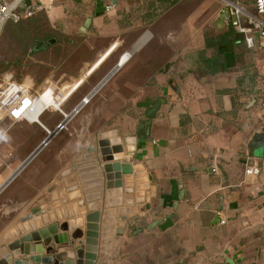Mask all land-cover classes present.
<instances>
[{
	"label": "crops",
	"instance_id": "obj_1",
	"mask_svg": "<svg viewBox=\"0 0 264 264\" xmlns=\"http://www.w3.org/2000/svg\"><path fill=\"white\" fill-rule=\"evenodd\" d=\"M233 1L255 15V0ZM41 2L45 9L32 19L81 36V78L66 95L81 89L74 107L102 91L115 106L136 109L133 127L118 140H98L107 141L115 161L132 166L121 192L105 193L98 142V148L84 145L77 178L84 263L140 264L123 256L141 241L154 264H264V149L252 144L264 129V37L256 34V48H247L221 13L222 0H117L110 13L101 0ZM43 96L50 99L48 92ZM159 100L148 121L145 111ZM53 116L43 111L39 123L0 119L6 132L0 187L42 144L45 128L55 129ZM27 165L0 191V218L13 210L24 225L18 243L31 244L63 232L48 215L20 222L42 207L45 190L60 185L43 148ZM251 166L259 173H248ZM22 189L35 191L23 199ZM7 204L13 205L9 211ZM123 217L126 231L119 236ZM72 248L53 247L56 253ZM68 258L65 263L73 261ZM12 260L24 264L27 258Z\"/></svg>",
	"mask_w": 264,
	"mask_h": 264
},
{
	"label": "rangeland",
	"instance_id": "obj_2",
	"mask_svg": "<svg viewBox=\"0 0 264 264\" xmlns=\"http://www.w3.org/2000/svg\"><path fill=\"white\" fill-rule=\"evenodd\" d=\"M6 26L0 36V85L2 76L11 73L17 81L28 84L39 93L51 87L48 93L56 107L50 106L45 112L55 115L53 124L56 127L64 120L62 112L69 116L81 98V89H75L66 96L69 87L81 78V36L78 33L72 35L55 32L44 19L22 21L15 25L16 31L9 32ZM64 37L66 38L63 42ZM52 40L54 42L48 47L35 49L36 42L48 43ZM76 85L78 87V84L74 87ZM104 95V92H98L90 102H87L88 104L76 108L77 112L67 120L65 128L43 147L46 161L48 164L53 163L55 169L54 184L60 185L52 192L44 191L45 200L40 206L48 210L44 215H48L49 220L59 224L67 223L73 230L81 229V185L77 178L81 175L84 145H96L98 148L99 139L118 140L125 129L133 127L132 121L136 115L135 108L129 105L115 106ZM82 132L86 133L83 139ZM25 147L21 151L28 153L29 150L27 151ZM2 159L0 156V164L3 162ZM34 164L33 160L27 165L25 171L16 178L17 183ZM56 169L60 172L57 173ZM28 183L29 181L26 185ZM31 191L35 189H22L20 191L22 198L29 199ZM105 193L111 192L105 190ZM29 205H22L23 210ZM12 206L7 204L5 210H11ZM15 215L17 214L11 210L5 219L0 218V261L10 253L11 247L18 243L19 232L24 227L18 223ZM125 222L119 221V224L125 225ZM150 240L149 238L148 242ZM156 241L154 238V245L157 244ZM152 244L151 241L149 246ZM124 251L125 259L127 255H133L130 259L135 260V256L140 264H154V260L149 258L151 250L143 249L141 241H136ZM12 259L7 260V263L13 264Z\"/></svg>",
	"mask_w": 264,
	"mask_h": 264
},
{
	"label": "built area",
	"instance_id": "obj_3",
	"mask_svg": "<svg viewBox=\"0 0 264 264\" xmlns=\"http://www.w3.org/2000/svg\"><path fill=\"white\" fill-rule=\"evenodd\" d=\"M53 2L54 0H50ZM105 13L114 11L117 7V0H101ZM221 13L226 17L231 27L243 36L244 42L249 49L256 48L255 35L264 37V21L258 16L264 15V0H255V15L233 0H222ZM45 9L41 0H0V36L8 22L20 23L32 19L37 13ZM0 87V119H9L16 123L20 121L36 122L29 118V114L42 95L48 92L46 88L39 93L33 90L28 84L17 81L11 73H6L1 78ZM86 98L82 102H85ZM75 110V111H74ZM73 113H76V108ZM264 110V104H263ZM44 111V110H43ZM42 111V112H43ZM65 122L59 123L54 130L45 127L47 136L56 135L65 128L67 115L62 112ZM69 115V114H68ZM6 141V132L0 130V147ZM248 173L258 174L259 169L251 166Z\"/></svg>",
	"mask_w": 264,
	"mask_h": 264
},
{
	"label": "water",
	"instance_id": "obj_4",
	"mask_svg": "<svg viewBox=\"0 0 264 264\" xmlns=\"http://www.w3.org/2000/svg\"><path fill=\"white\" fill-rule=\"evenodd\" d=\"M54 40L49 41L48 43L44 42H36L35 49L45 48L51 45ZM163 100H159L158 102L153 103L146 111L145 118L149 121L151 120L160 105L163 103ZM80 106V105H79ZM78 107V106H77ZM76 107V108H77ZM75 111V110H74ZM69 114V117L73 114V112ZM144 123V124H148ZM65 121H62V123ZM143 124V125H144ZM145 126V125H144ZM144 132L147 133V127L144 128ZM52 135H48L42 144L22 163V165L18 168L16 172H14L11 177L0 187V191L14 178V176L21 170L27 163L52 139ZM106 140L98 141V145L100 147L101 161L104 163L102 165L103 173L106 182V189L110 192L119 193L123 189L124 180L123 177L127 175H131L133 173L132 166L129 163H123L119 161H115V157L111 151V149L107 146ZM255 147L264 149V129L262 133L256 134L253 138V143ZM93 151V147L90 149ZM55 187H52L49 192H52ZM47 209H42L41 207H33L30 209L29 213L21 219L20 222H27L35 217H39L47 213ZM120 221H126V218H120ZM159 221H155L151 223L147 229L155 227ZM56 228V226H55ZM58 229L62 231V234H53L52 236L45 237L40 243H15L11 247L10 253H7L4 256V259L0 261V264H8L7 260L12 259L16 256H23L27 258L24 260V264H85V242L82 240L83 233L80 229H74L70 234H67L69 231V226L67 223L60 224ZM126 231V224H119L117 228V234L122 236ZM44 232V231H42ZM44 232L43 234H45ZM33 237H37V235H33ZM64 247V246H72L71 252H62L56 253L53 247ZM35 256H39L38 259ZM49 256V257H48ZM73 259L72 262L65 263V259ZM21 260H13V264H21Z\"/></svg>",
	"mask_w": 264,
	"mask_h": 264
},
{
	"label": "bare ground",
	"instance_id": "obj_5",
	"mask_svg": "<svg viewBox=\"0 0 264 264\" xmlns=\"http://www.w3.org/2000/svg\"><path fill=\"white\" fill-rule=\"evenodd\" d=\"M50 96V94H49ZM83 103H86L83 102ZM50 106H54L56 107V105L50 100L48 99V96H41V98L35 102L34 106H33V109L31 110L30 114H29V118L32 120V121H37L38 118H39V115L42 113V111H46ZM81 107V104L80 106H78L77 108ZM34 115H36V118H33ZM69 116H67V120H69Z\"/></svg>",
	"mask_w": 264,
	"mask_h": 264
},
{
	"label": "trees",
	"instance_id": "obj_6",
	"mask_svg": "<svg viewBox=\"0 0 264 264\" xmlns=\"http://www.w3.org/2000/svg\"><path fill=\"white\" fill-rule=\"evenodd\" d=\"M21 23V22H20ZM16 24H19V23H16ZM15 23H12V22H9V23H7L6 25V30L7 31H16V29H17V27L15 26L16 25ZM21 28V27H20ZM65 38L66 37H64V39H63V42L65 41ZM36 52H38V51H36ZM33 54V53H32Z\"/></svg>",
	"mask_w": 264,
	"mask_h": 264
}]
</instances>
